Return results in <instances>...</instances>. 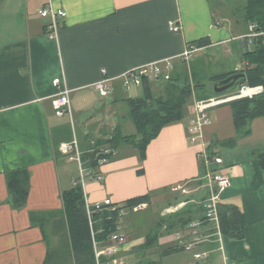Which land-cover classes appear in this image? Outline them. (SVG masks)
I'll use <instances>...</instances> for the list:
<instances>
[{"label":"crops","instance_id":"crops-1","mask_svg":"<svg viewBox=\"0 0 264 264\" xmlns=\"http://www.w3.org/2000/svg\"><path fill=\"white\" fill-rule=\"evenodd\" d=\"M50 3L67 13L56 39L49 37V21L40 15ZM246 6L247 0L243 6L235 0H0V264H48L50 254L63 249L68 234L63 193L78 182L69 175L67 162L75 161L80 175L81 164L94 174L83 184L79 180L89 204L110 199L122 207L149 195L146 210L159 205L150 229L129 224L122 228L127 214L123 210L118 232L128 243L119 254L127 264H192L196 252L208 253L200 264H264V164L259 158L264 154V117L238 130L230 102L212 107L202 138L197 145L190 144L196 103L225 99L239 89L216 93L212 79L245 69L244 56L254 49L247 37ZM172 26L181 31L172 32ZM205 38L211 43L199 48L188 63L178 58ZM164 61L173 63L170 77L185 71L193 88L184 119L162 129L145 159L122 143L111 162L91 170L81 156L88 155L97 139L113 137L117 128L124 136L136 134L128 100L144 98L145 93L140 96L143 83L137 86L125 75ZM105 77L114 79L113 92L106 97L121 120L96 121L89 144V135L82 139L70 131L74 119L56 116L54 80L61 79L72 91L74 115L97 109L102 99L93 84ZM148 79L155 96L162 95L170 81ZM109 107L105 104L102 112L108 115ZM129 120L133 125L128 132ZM74 133L81 161L75 153L61 151ZM18 170H26L29 178L22 208L13 204L8 177ZM209 171L231 178L219 211L234 208L244 214V238L224 235L220 215L218 222L204 220L202 203L211 194ZM97 175L104 180L96 181ZM178 186L188 193L176 191ZM179 204L184 205L169 212ZM189 207L198 210L196 220L202 221V242L193 251L185 248L190 227L176 222ZM170 217H175L173 229ZM156 233V242L146 247ZM176 248L180 251L166 254Z\"/></svg>","mask_w":264,"mask_h":264},{"label":"trees","instance_id":"trees-1","mask_svg":"<svg viewBox=\"0 0 264 264\" xmlns=\"http://www.w3.org/2000/svg\"><path fill=\"white\" fill-rule=\"evenodd\" d=\"M246 16L250 25L255 24L257 26V32L264 33V0H247ZM210 43V39L205 38L196 42L195 45L201 48ZM253 44L254 49L248 51L244 56L247 63L244 70L212 79L213 82L217 83L234 74L244 73L245 78L240 79L236 86L241 88L247 85L251 89L261 91L253 97L239 98L229 103L234 112V120L238 130L243 129L247 122L264 117V36L255 39ZM143 88L144 98H130L128 100L131 116L136 126V134L124 136L117 128L113 137L97 139L92 144V150L88 155L81 156L82 161L91 170L98 169L101 166L100 161L103 159H107L108 163L113 160V155L103 153L105 148L116 151L122 143L133 146L141 158L145 159L149 144L158 137L162 129L184 119L186 106L193 92L187 72L182 71L171 77L170 81H167L164 93L160 96L153 94L151 81L148 78L144 79ZM259 158L264 164V154L260 155ZM140 173H143V170ZM8 177L13 204L16 208H22L25 206L28 197V172L18 170L9 173ZM150 199L151 197L146 195L130 200L124 206H118L115 211L105 207L93 214L91 224L86 209L84 189L79 182L75 183L73 188L63 193V215L68 229L67 238L62 244V250L58 249L50 254L48 264H97L93 233L97 242L107 245L109 238L119 233L121 212L140 203H149ZM197 213L199 212L196 208L189 207L184 213L176 216V222L182 227H189L191 222L198 219ZM169 219L173 220L168 223L169 227L173 229L176 226L175 217ZM220 219L224 235L234 239L244 238L246 220L240 210L222 208L220 209ZM157 238V233L148 238L146 247L156 242ZM177 251L180 249L176 248L166 254H173Z\"/></svg>","mask_w":264,"mask_h":264},{"label":"built area","instance_id":"built-area-1","mask_svg":"<svg viewBox=\"0 0 264 264\" xmlns=\"http://www.w3.org/2000/svg\"><path fill=\"white\" fill-rule=\"evenodd\" d=\"M40 15L43 19L49 21L48 31L49 37L51 39H56L58 37L60 22L65 20L67 17V13L63 9L55 8L52 3H50L45 9L40 11ZM250 32L248 34V39L253 42L255 39L264 36V33L257 32V26L255 24L250 25ZM171 31L178 33L181 31L179 26H172ZM199 51V47L197 45H189L185 52L180 55L178 58L183 63H188L191 57ZM173 63L171 61L164 62H155L148 65H144L142 67L136 68L133 71L127 73L125 76L129 78L135 85L141 86L143 80L145 78H154L158 80H170V74L168 70L172 68ZM103 74H106V71H103ZM114 79L105 77L104 79L93 84V88L100 93L102 97H106L107 95L113 92L112 81ZM54 86L58 89L57 94L55 95L53 106L56 116L63 117L68 115L71 120H73V112L71 105V93L72 91L65 85V83L61 79L54 80ZM259 90H254L249 88L247 85L242 86L238 89V91L225 99L221 98H213L208 101H199L195 105L196 113L194 119L191 121V132L192 136L190 138L191 145H197L198 139L202 138V132L204 127L210 124V120L208 117V110L212 107L219 106L226 102H231L235 99L244 98V97H253L254 95L260 93ZM202 146L205 148L204 143ZM61 151L65 155H70L71 153H75L77 158L80 160V152L79 145L76 134L74 133L73 141L70 143H63L61 145ZM105 155H113L114 151L108 148L103 150ZM205 156L208 159V154L204 151ZM214 161L217 163H222L220 158H214ZM108 163L107 159H103L100 161L101 165ZM92 171H85L81 164V183H84V180L93 176ZM207 178L209 179L211 194L208 199H206L202 206L205 210V221H219V204L221 200L222 194L231 186V178L226 174H215L210 171L207 173ZM96 181H103L104 178L100 175L94 177ZM176 191H181L183 193H188V190L184 186H178L175 188ZM184 204H179L174 206L171 213L177 212ZM105 207H109L112 210H116L118 206L114 205L112 201L106 200L103 203H95L89 204L86 202V209L92 224V216L96 211H101ZM149 204L147 202L140 203L131 207L128 210H125L126 213H139L148 209ZM124 211L121 212V214ZM190 227V239L188 243L185 245L186 250L193 251L195 247H197L202 242V221L195 220L191 222ZM128 243V239L124 234H114L109 238V243L104 245L100 242H97L93 233V244L96 255V263L97 264H127L126 260L123 257H120L121 248L124 247ZM208 259L207 252H196L194 254V260L192 264H200L201 261Z\"/></svg>","mask_w":264,"mask_h":264},{"label":"rangeland","instance_id":"rangeland-1","mask_svg":"<svg viewBox=\"0 0 264 264\" xmlns=\"http://www.w3.org/2000/svg\"><path fill=\"white\" fill-rule=\"evenodd\" d=\"M243 1L244 0H235V3L237 6H243ZM139 91L141 94L140 96L143 97L144 96L143 87L140 88ZM97 93H99V92L97 91ZM132 94L135 95V92H133ZM99 95H100V93H99ZM100 98L102 99V102L98 101L97 109L92 110V111H85L84 113H81V114L74 112V115H73L74 124L71 125V127H70V131L71 132L75 131V133L78 135V137H80L82 139H84L87 135H89V137H88L89 138V140H88L89 144L91 142L93 133L96 130V126H97L98 121H103V120L109 119L110 122L112 120V121H115L116 123H119V121L121 120V117L119 116V114L113 113L111 110L112 107H111L110 97L107 98V97H102L100 95ZM105 104L110 106L109 107L110 109L108 110V115H107V113L102 112L103 111L102 109L104 108ZM91 118H94L93 121ZM132 125H133L132 122L129 120V124H128L129 127L127 128V131H128V129H130V127H132ZM98 135L100 136V133H98ZM99 136H98V138H100ZM62 159L66 160V158H62ZM68 159L69 158L67 157V160ZM67 163H68V165H67L68 172L70 173L69 175L75 176V178L78 179V182H79V180L81 179V175L79 172V167H78L79 165H78L77 161L67 162ZM69 175H67V176H69ZM158 206L159 205H156V206L153 205L149 210H146V211L144 210V211H141L139 213L128 212L126 214V216L121 220V227L127 228L128 227L127 225L129 224L132 226L135 225L136 227H139V228L142 227V229H150L151 225L153 224V219L155 218V215L158 213V210L160 209V208H158ZM50 236L51 235H49V238H50Z\"/></svg>","mask_w":264,"mask_h":264},{"label":"water","instance_id":"water-1","mask_svg":"<svg viewBox=\"0 0 264 264\" xmlns=\"http://www.w3.org/2000/svg\"><path fill=\"white\" fill-rule=\"evenodd\" d=\"M242 78H245V74L244 73H238V74H234L232 76H229L228 78L219 81L217 83H215V92L216 93H223L225 91H228L232 88H234L236 86V84L238 83V81Z\"/></svg>","mask_w":264,"mask_h":264}]
</instances>
